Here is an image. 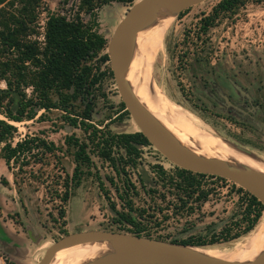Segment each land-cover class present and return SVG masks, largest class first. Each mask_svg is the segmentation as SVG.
Wrapping results in <instances>:
<instances>
[{
    "label": "rangeland",
    "instance_id": "rangeland-1",
    "mask_svg": "<svg viewBox=\"0 0 264 264\" xmlns=\"http://www.w3.org/2000/svg\"><path fill=\"white\" fill-rule=\"evenodd\" d=\"M138 1L129 4L111 1L96 6L92 14L80 8V0H40L32 6V15L25 16L24 38L36 41L40 48L44 46L49 12L70 18L79 13L83 23L105 38L104 49L88 62L98 80L90 89L92 112L91 120L86 122L113 134L137 132L138 127L121 108L109 57L107 61L101 57L108 56L107 43L116 25ZM220 1L205 0L178 14L167 10L163 23L141 30L134 44L130 70L133 88L156 94L175 109L183 128L166 126L164 131L186 136V147L180 142L185 149L194 148V143L206 147L211 142L217 147H231L228 141L250 152L253 156H248L249 161L264 170V0H241L243 4L234 12H214ZM20 8L16 0L0 3L3 11ZM208 22L210 26H206ZM146 40L151 41L146 44ZM0 88H5L2 81ZM30 92L29 87L28 96ZM84 107L79 98L73 102L69 114L60 109L40 110L34 120L14 123L17 132L13 142L25 134L37 133L53 141L59 150L48 157L49 164L44 166L41 178H35L40 173L36 171L38 164L32 174L26 168L27 172L17 177L19 183H15L12 171L0 158V264H37L46 248L59 238L87 230L132 233L140 228L142 236L163 242L206 241L205 245L197 246L208 249L214 256L235 259L259 252L251 245L258 223L237 238L207 243L214 237H222V231L234 235L243 229L246 190L228 179L205 174L200 188L207 192L206 200L199 204L195 194L189 199L183 197L187 202L182 205L167 187L177 166L151 144L138 147L136 165L127 164L126 173L121 176L98 156L99 148H92V164L83 167L79 185L62 203L55 191L61 189L65 173L71 176L75 166L74 147L68 146L66 138L86 139L82 129L69 125L64 116L78 117ZM40 113L45 117L38 119ZM111 145L114 155L118 149L124 152ZM156 166L165 170V176L158 178ZM106 177L113 178V182ZM61 207L63 218L58 214ZM127 215L133 218V225L126 222ZM67 254H57L61 260L55 258L51 264H75L76 258Z\"/></svg>",
    "mask_w": 264,
    "mask_h": 264
},
{
    "label": "trees",
    "instance_id": "trees-1",
    "mask_svg": "<svg viewBox=\"0 0 264 264\" xmlns=\"http://www.w3.org/2000/svg\"><path fill=\"white\" fill-rule=\"evenodd\" d=\"M6 1L8 0H0V3ZM16 1L21 5L18 11L0 10V18L2 17L0 20V81L5 84V88H0V115L3 117L0 119V158L4 160L7 169L12 171L15 183H19L17 177L25 174L26 168H29V173L32 174L35 171L33 167L38 164L40 167L36 171L40 173L35 178H41L45 173L44 166L49 164L48 157L55 156L59 147L37 133L25 134L24 137L13 142L12 139L17 132L14 123L34 120L40 110L60 109L69 114L73 102L79 98L83 100L85 107L81 115L64 116L69 125L80 127L86 135V139L82 141L75 136L66 138L68 146L74 147L72 157L75 166L71 176L65 173L61 189L55 191V196L65 203L71 195V190L79 185L81 176L84 174L83 167L92 164L90 155L92 148H99L98 156L108 161L115 173L121 176L126 173L127 164L136 165L139 157L138 147L149 146L150 143L138 131L113 134L108 130L101 131L92 123L86 122L91 120L92 112L88 96L90 89L98 80L93 72V66L88 62L104 49L105 38L83 23L79 13L70 18L49 12L45 24L44 46L40 48L36 41L26 40L23 34L26 30L25 16L32 15L34 9L32 6L40 0ZM111 1L128 4L133 2V0H80V8L93 14L96 6ZM242 4L241 0H221L214 8V12H234L235 8ZM210 25L209 22L206 24V26ZM101 59L107 61L108 56L103 55ZM29 87L31 92L28 96L26 89ZM121 108L128 113L122 102ZM42 117H45L44 113H40L38 119ZM111 144L122 148L124 152L118 149L114 155ZM156 173L158 178L166 174L161 166H156ZM205 176V174L176 167L173 175L169 177L167 187L174 191L172 195L182 205L187 202L183 197L189 199L195 194V199L200 204L208 195L200 188L201 180ZM24 179L22 175L20 181L23 182ZM106 179L113 182L111 177ZM100 184H102L101 181ZM244 195L248 202L244 212L243 229L234 235H227L228 230L222 231V237L218 236L216 239L214 237L207 242L208 244L237 238L250 232L258 223L263 205L247 191H244ZM58 214L60 218L64 217L62 207ZM125 220L134 224L133 218L129 215ZM130 232L142 235L140 228ZM179 244L205 245L206 241L189 239L182 240Z\"/></svg>",
    "mask_w": 264,
    "mask_h": 264
},
{
    "label": "water",
    "instance_id": "water-1",
    "mask_svg": "<svg viewBox=\"0 0 264 264\" xmlns=\"http://www.w3.org/2000/svg\"><path fill=\"white\" fill-rule=\"evenodd\" d=\"M203 1L205 0H140L133 3L116 25L107 43L110 68L125 109L137 125L138 132H141L155 149L181 169L232 181L256 197L264 208V194L261 191L264 189V174L251 169L224 167L181 151L152 120L127 83V75L132 69L134 59V28L141 21L145 22L152 8L158 6L178 14ZM233 146L247 156L252 155L236 145ZM96 241H108L121 251L111 264H264V252L254 261H229L192 251L187 245L108 230L68 233L47 247L37 264H48L54 252L60 248Z\"/></svg>",
    "mask_w": 264,
    "mask_h": 264
},
{
    "label": "bare ground",
    "instance_id": "bare-ground-1",
    "mask_svg": "<svg viewBox=\"0 0 264 264\" xmlns=\"http://www.w3.org/2000/svg\"><path fill=\"white\" fill-rule=\"evenodd\" d=\"M166 12H167V9H164V8H161L158 6L153 7L152 10L147 15L146 19L144 20L145 22L143 23L141 21V23L134 28V30L136 29L134 44H135L137 37L140 34V31L143 30L145 27H147L148 25L156 24L160 21L163 23V21H165V20L162 21V19L163 18L166 19V17H165ZM156 29H158V28H156ZM156 31L153 30L152 32H156ZM152 34H154V33H152ZM150 38H148V39H150ZM156 40H158V39H156ZM148 41L146 40L145 43ZM150 41H149V43H150ZM157 42L159 43V40ZM155 44H153V45H155ZM127 83L129 85L132 93L134 94V96L141 103V105L145 108V110L148 112V114L150 115L152 120L160 127V129L168 136V138L181 151L186 152V153H188L194 157H197V158H203V159L215 162V163H219L224 167H235V168H240L243 170L251 169V170H254V171H257L259 173L264 174V170H262L260 167H258L255 163H252L249 161L250 157L243 155V154H240L241 152H239L237 150V148L235 146L231 145L228 141H226V142L232 148L228 147V146H223L221 144L222 142L220 143V145H222V146L218 145V147H219L218 148L216 143H212L209 139H206L207 141L211 142V143L207 142L208 144L206 147L204 145H199V144L195 145V143H194V145H193L194 148L185 149V147H186L185 144L188 143L186 136L181 135V133L173 134V132H170L169 134H167L164 131V127H166V126L172 127V128H183V125H182L178 115L176 114L175 109L173 107H171L168 102H166L165 100H163L162 98H160L156 94H155V96L154 95L152 96L149 93L142 92L140 89H138V90L134 89L133 83H132L131 71L127 75ZM202 136H205V135H202ZM207 137H208V135H207ZM195 139H196V137H195ZM212 139L213 138H211V140ZM188 140H189V138H188ZM186 141H187V143H186ZM191 141H193V140H191ZM180 142L184 143L183 146H185V147H183L180 144ZM213 142H214V140H213ZM218 142H220V141H218ZM187 146H190V145H187ZM206 149H208L209 151H207ZM251 156H253V155H251ZM261 191L264 194V189H262ZM257 229L258 230L256 232L255 240L252 242L251 245H253L255 247V249L259 252H256L255 254L248 256V257H245V258L239 257V258L235 259L233 257L214 256L213 255L214 253L212 254V252H210L208 249H206L204 247L197 246V245H187V246H188V249H190L192 251H195V252H198L200 254L210 256V257L220 258V259L229 260V261H243V262L254 261L257 257H259L264 252V210H263L262 216L260 217V220L258 222ZM213 251H215V250H213ZM65 253L72 254V256L76 258L75 264H111L112 262H114V259L121 254V251L108 241H103V242H97L96 241V242H88V243H84V244L71 245V246L63 247V248L56 250L48 264H51V262L55 258H59L61 260V257H57L56 255L57 254H65ZM69 254H67V255H69Z\"/></svg>",
    "mask_w": 264,
    "mask_h": 264
}]
</instances>
